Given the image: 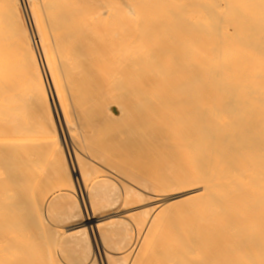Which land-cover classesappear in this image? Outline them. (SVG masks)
Masks as SVG:
<instances>
[{"label": "bare ground", "instance_id": "1", "mask_svg": "<svg viewBox=\"0 0 264 264\" xmlns=\"http://www.w3.org/2000/svg\"><path fill=\"white\" fill-rule=\"evenodd\" d=\"M42 6L45 20L37 0H0V77L7 78L0 81L10 80L4 84L5 88L0 85L3 90L0 93L3 92L2 96L7 93L4 97L9 99L5 101H9L6 109L11 116L10 122L16 126L11 127L18 128L24 136L27 134L26 128L33 129L39 135L56 131L61 139L54 122V108L58 103L69 131L66 130L73 137L74 128L71 129L72 123L65 112L68 108H62L66 103L60 101L64 88L60 72L55 74L59 69H54L58 67L54 57L77 56L83 60L84 55L87 58V55L115 54L117 63L124 65L131 62L130 66L126 63L129 67H135L134 70L130 68L131 71L139 70L144 79L150 76V79H146L150 85H144L148 90L144 91L145 97L140 102L143 109L159 115L164 112L168 117L165 121V115H162L167 123L162 122L165 126H162L163 130H158L157 139L156 135L150 134L159 129L158 124H153L156 119L149 118L150 114L148 116V120L155 119L153 123L149 122L154 131L142 132L145 135L150 133L147 139L153 137V141L147 143L151 140L149 138L144 144L146 136L142 134L141 143L144 144L143 150L146 148L144 151L154 153L146 152L153 155L152 164H161L162 168H154L153 164L151 168L155 170L158 167L159 170H155H158V174L153 171L151 175L152 171H147L146 179L148 176L157 178L152 177V181L147 180L148 183L146 180L138 181V184L142 188L148 186L155 197L158 193L167 194L166 203L175 198H180L177 200L179 202L173 203L181 205L191 201V206L182 208L184 212H173L176 214L173 220L182 226L188 241L189 264H264V0H42ZM47 28L52 32L56 51L51 45ZM127 31L134 33L132 41L127 38ZM50 57L56 61H53L55 67L50 64L53 60ZM78 59L71 57L69 67L65 62L64 66L68 69L62 68L64 73L70 68L76 71L72 74L80 73L82 70L78 65L82 64L75 62ZM73 62L79 70L74 69ZM98 62L101 63L100 59ZM83 64L86 66V63ZM18 66L20 69L14 71ZM88 66L86 69H89ZM121 67L125 68V65ZM113 68H116L115 65ZM82 72H85L84 69ZM106 72L108 74L107 69ZM12 77H16L18 82ZM36 77L43 86L39 93L31 84ZM15 82L20 87L24 84L22 88L27 92L24 93V88ZM60 83L61 87L58 86ZM9 85L14 86L12 89L15 91L9 90ZM16 90L21 95H17ZM11 91L20 98L10 95ZM115 91L111 94L116 93V97L123 95V91ZM14 101L19 103L14 104ZM48 102H51V108L53 106L51 112ZM157 121H160L159 117ZM122 129V134H125V129ZM147 130L150 131L148 126ZM111 133L112 137L108 136L111 143L116 141L112 139H116L117 135H122L119 132ZM114 134L116 137H113ZM94 139L97 142L98 139ZM125 141L128 142L127 138ZM98 142L102 144L103 141ZM105 142L103 144L111 150L109 146L112 147L113 143ZM126 146L130 147V144ZM140 146H131L129 151L136 148L137 152ZM143 150L140 148V154ZM117 153L120 154L119 149ZM150 156L142 157L148 161ZM67 158L63 162L65 169L74 177L75 174L80 175H77L78 180L80 177L82 182V160L76 157L75 152L72 155L69 153ZM145 175L139 178L143 179ZM83 184L86 185L85 182ZM84 189L90 187L85 186ZM90 191L87 196L92 213H97L99 209L94 205ZM134 191L139 199L145 197L140 187ZM157 200L150 202L155 205L151 210L156 215V227L160 228L161 222L157 216L168 212L171 204L157 207ZM78 203V211L84 214L82 227L90 231L94 226L89 228L87 225L96 218L89 215L85 218L89 203ZM182 238L180 235L179 239L184 243L185 239ZM97 249L93 256L97 264L113 263L112 254L109 253L102 255L106 256L105 261L97 260ZM10 250L6 244L0 246V264H11ZM180 258L179 264H185L184 257ZM154 261L161 263L159 260H152L151 263ZM164 262L169 261L161 264Z\"/></svg>", "mask_w": 264, "mask_h": 264}, {"label": "rangeland", "instance_id": "2", "mask_svg": "<svg viewBox=\"0 0 264 264\" xmlns=\"http://www.w3.org/2000/svg\"><path fill=\"white\" fill-rule=\"evenodd\" d=\"M37 1L39 11L42 12L45 20L42 0ZM47 31L50 33L51 45L56 51L54 41L52 40V32L48 28ZM128 32L129 31L126 33ZM133 34L132 31L129 32L128 35L126 34L130 41H132L134 37ZM137 54L139 55V53ZM67 57H70L69 61ZM71 57L75 59L79 58L75 60V62L77 64L81 63L82 66L80 64L78 66H80L82 71L84 69L85 72L81 71L82 73L72 74L73 71H76L70 68L69 70H65L64 73V69L62 68L66 67L64 66L66 63L69 67L68 63H71ZM82 57L83 60H80V57L77 56L54 57L58 67L53 65L54 59L50 57L53 59L50 64L54 67L56 66L55 68L53 67L54 69H59L57 72L54 70L55 74L60 72L59 76L61 77L62 87L64 88L63 93L60 92L62 93L60 94L62 95L60 101H62L63 104L64 102L66 103L64 104L66 106L62 105V108H68L65 112L68 113L66 115H68L70 124L72 123V126L70 125L71 129L74 128L72 129L73 137L68 132V127L65 126V117L62 115L63 113L61 114V108H59L56 102L57 105L55 104V106L57 107H55L56 111L54 108V122L59 134H61V139L56 131H54L55 133L51 131L48 135H39L36 134L33 129L28 128H26L27 137L24 136L18 128H14L16 127L14 123L10 122L11 116L6 109V103L9 101L5 103V101L9 99H6L7 96L4 97L7 93L3 96L1 95L3 94V90L0 89L2 90L0 93V173H2L0 174V246L6 244L11 249L10 252H12V255L9 254L12 256L11 260L9 259L11 264H94L96 261L93 259V256L97 247H100L97 249V260L102 259L105 261L106 256L102 255L109 253L112 254L111 256L113 257L111 258V263L117 262L116 264H120L119 260L123 264H147L148 262V264H152L155 262L151 263L152 260H159L161 263L166 260L169 261L167 262L169 264H174L175 261L176 264H179L181 261L180 257H184L185 260L183 258V261L185 264H189V246L187 239H185V232L179 222L173 220V217L176 212L177 214L184 212L182 208L186 209L189 205L191 206V201L190 203L186 201L188 204L184 202L181 205L180 203H173V201L179 202L177 200L180 198H175L166 203L169 197L167 194L163 195V193H158L157 197H155L156 195L151 194L153 192L148 186L144 185L142 188V185L139 186L138 184V181L145 180V182L148 183L154 176L151 178L148 176L146 179V173L152 171L150 173L152 175L153 171L156 169L159 170L158 167L161 165H155L156 163H153L154 168L156 166L158 167L155 170L151 168V166H153L152 154H149L151 158H148V161L151 160L150 164L147 159H144V157H149L146 152L153 153L152 151H144L146 148L143 150V146L149 138L151 140L147 143L151 144L153 141V137H148L147 139V135L150 133L145 135L153 129V127L151 129L150 126L152 125H150L149 122L153 123L156 119V122L153 124H158L157 127H159V129H155V131L153 129L154 133L156 131L157 133H152L150 135H156L155 138H157L158 130H163L162 126H165L164 123H167L165 121L168 120L167 114L165 115L164 112H161L162 114L159 115L156 112H151L147 108L143 109L144 106H141L142 103L140 104L145 97L144 91L148 90L145 86L148 85V80L146 79H150V74L148 75L149 77L144 79V75L139 70L136 72L131 71V69L135 68L134 66L133 68L129 67L131 62H126L129 66L123 62V64L125 63V68H122L121 66L124 65L116 62L115 54L87 55V58L84 55ZM91 57L93 58L91 59ZM97 57H100L101 63L98 62L99 59H97ZM58 58L61 59V61H59ZM109 58L110 60H108ZM104 59L107 61H104ZM83 63H86V66L89 65L87 67L89 69L94 67L92 71L90 69L92 75ZM114 63H116L117 66ZM77 64H73L76 70L79 68H75ZM114 65L116 68H113ZM13 66L14 65L10 67ZM53 68L51 69L53 70ZM19 69L18 66L14 71ZM96 69L98 73L94 72ZM106 69L108 74H106ZM67 71H69L68 74H66ZM100 71H102V74ZM19 72H22V74L24 73L23 70ZM144 72H146V70ZM12 73L14 74L13 70ZM16 73L18 75V72ZM55 74L54 76L57 79ZM3 78H5V76L2 78L0 77V79ZM15 78H13L14 81H17ZM55 78L53 80H56ZM59 79L58 81L61 82ZM9 81L6 80V82ZM6 82H2L1 80L0 85L5 88L6 85L4 84H6ZM23 83L25 82L23 81ZM53 83L56 82L54 81ZM31 84L37 93L43 90V86L38 77L32 79ZM60 85L61 83L58 84V86ZM18 86L20 87L19 84ZM22 86L20 88H22ZM58 86L56 85L55 87L58 88ZM9 87V90H14L12 89L14 86L9 85ZM17 88L18 87H16V89ZM71 88L73 90H71ZM58 89L61 91L60 88ZM149 89H151V86ZM17 90V95H21ZM115 90H118L117 93L123 91V95H118V97H116V93L114 95L111 94L116 92ZM23 92H27L25 88ZM14 94L15 93L11 91L10 95L14 96ZM46 95L48 97V94ZM72 96H74V98ZM39 97L40 96H37V98ZM43 97H45L44 94ZM14 98L20 97L14 96ZM15 103L17 104L19 102L14 101V104ZM86 104L91 105L87 106ZM11 105L12 104L9 106ZM149 106L151 108V105ZM48 108L49 112H51L53 108V106L51 108V102H48ZM90 111L94 115H91L92 113L90 114ZM149 114V118L153 119L154 117L155 119L148 120ZM152 114L156 116H152ZM162 115H165V121H163L164 117ZM157 116L160 121H157ZM160 117L162 119H160ZM144 118L146 123L144 122ZM144 123L147 125H144ZM147 126L149 130L151 129L150 131H146ZM122 127L125 129V134H122ZM164 129H166V127ZM16 130L19 131L17 132ZM142 131L146 133L143 134L144 132ZM15 132L19 135L16 133L18 135L16 136V134H14ZM111 132H116V134L119 132L125 139L119 138L120 135L116 137L114 134L113 137L115 136L116 139L112 140L116 141L112 142L113 145L110 140L112 137ZM95 133L99 137H97ZM142 134L146 136V139ZM125 135H127V137ZM89 137H93L92 140ZM100 137L103 139H99ZM142 137H144L145 140H143L144 144L141 143ZM94 138L98 139L97 142ZM118 138L122 141H119ZM126 138L128 142L125 141ZM99 140L103 142L108 140L109 142L107 141V143H105H111L112 147H110L111 145L109 144V148L112 149L108 150V146H105L103 142L101 144V142H98ZM65 144L67 145L65 146ZM128 144H130V147H136L139 144V146H141L137 148L139 150L141 148L144 152L142 151L141 154L139 150L135 152L136 148L131 149L130 152V147L126 146ZM125 147H127L128 150ZM118 149L120 154L117 153ZM74 152L76 157L78 156L82 160L81 168L84 170H81L84 176L82 182L80 177L78 180V176L80 175L77 174V176L75 174L74 177L65 169L66 166L63 163L65 158L66 160L68 159V154L70 153L72 155ZM112 153H114V155ZM74 156L72 159L76 170L78 168ZM141 160H143V162ZM148 165H150L149 170ZM161 168L162 166L160 169ZM158 170L155 171L157 174ZM144 175L145 179H140ZM135 176L137 177L135 178ZM83 182H85L86 185H84ZM85 186L90 187V189H88L89 191L92 190L90 191V195L92 194L91 197L93 196L94 205L99 209L97 213H92L93 211L87 196L88 190L84 189ZM104 186L106 187L104 188ZM136 187L143 189V194L145 195L143 199H139L135 193L134 189ZM144 187L147 189L145 190ZM148 189H150V191H148ZM81 198L86 205L89 203L87 205L88 211L87 215L85 213V218L88 217V215L96 218V221L93 219V223L87 225L89 228L91 225L94 226L92 230L91 228L89 229L90 231L84 230L82 227V224H84V214L78 211V202L84 204ZM92 199H90L91 203L93 202ZM150 200L152 202L154 200H157L156 202L159 201L158 204H156L157 207L160 204L162 206L164 205L163 207H165L166 204H171L172 206L167 210L168 212H165L161 216H157L161 222L160 228L156 227V215L155 212L151 210L155 205L153 204L154 202L151 203ZM192 204H194L193 201ZM111 207L114 208L112 209ZM96 224L97 229L95 228ZM180 235L181 238L183 237L182 239H185L184 243L179 239ZM94 237L96 240H94ZM98 251L101 256H99L100 254ZM130 252L131 258L129 256ZM21 255L22 257H20ZM14 257H18V260L16 261ZM105 263H107V261ZM167 263L164 262L163 264ZM95 264H97V262ZM154 264H156V262Z\"/></svg>", "mask_w": 264, "mask_h": 264}]
</instances>
